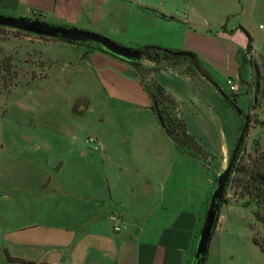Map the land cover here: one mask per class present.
<instances>
[{
    "label": "crops",
    "instance_id": "1",
    "mask_svg": "<svg viewBox=\"0 0 264 264\" xmlns=\"http://www.w3.org/2000/svg\"><path fill=\"white\" fill-rule=\"evenodd\" d=\"M191 5V0H0V13L90 31L131 49L154 45L190 51L225 79L241 77L242 67L250 64L243 63L246 40H237L238 32L228 35L225 30L212 37L191 27L189 17L182 14ZM37 42L70 46L58 39ZM71 45L78 46L75 57L53 58L41 52L36 59L43 63L44 77L39 79L48 80L57 64L81 74L83 88L71 100L72 107L79 100L88 101L81 119L96 101L104 109L128 105L151 109L136 66L95 44ZM253 51L254 46L251 58ZM142 64L154 67L148 60ZM163 73L191 81L180 66L155 73L154 80ZM162 86L173 96L167 85ZM83 122L60 127L56 159L37 166L33 184L23 182L22 196L14 198L19 209L9 213L7 222L14 225L4 235L12 239L13 247H23L26 257L13 258L27 264H191L208 185L195 198L186 194L177 200L170 154L162 157L161 166L158 156L147 158L141 151V138L124 128L108 133L98 127L93 135L78 137L86 126ZM89 137L97 139V150L86 143ZM145 161L150 164L145 166ZM114 217L120 218L119 231Z\"/></svg>",
    "mask_w": 264,
    "mask_h": 264
},
{
    "label": "rangeland",
    "instance_id": "2",
    "mask_svg": "<svg viewBox=\"0 0 264 264\" xmlns=\"http://www.w3.org/2000/svg\"><path fill=\"white\" fill-rule=\"evenodd\" d=\"M191 1L190 8L186 6L182 9V14L189 17L191 27L212 37L225 30L228 35L238 32L237 40L244 38L246 45L248 38L242 29L251 35L254 40L253 58L250 56L252 54H245L243 59L246 63L260 66L259 80L262 81L264 0ZM10 14L0 13L17 17V14ZM29 19L34 20L31 17ZM40 40L52 39L0 27V147H3L0 150V264H23L11 258L26 257L25 249L13 247L12 239L4 235L14 225L7 222V218L9 213L19 209L13 200L22 196L20 187L23 182L33 184L37 166L56 159L61 147L58 143L62 130L60 127L71 128L82 121L86 126L78 137L93 135L98 127H103L108 133L124 128L131 133L130 136L141 138V151L147 158L149 155L158 156L157 163L161 166H165L162 157L166 159L170 154L168 159L174 158L177 200L188 195L195 198L208 185L207 208L203 211L201 229L217 178L235 154L225 202L218 214L205 264H264V248L260 245L263 226L255 219L256 206L248 197L240 196V190L232 181L237 173L235 167H254L264 159V126L261 124L264 122V106L255 102L258 77L252 73L250 64L242 67L241 77L228 78L233 81L237 91H232L227 84L228 79L213 68L207 65L200 68L190 61H182L177 66L184 69L192 82L176 73H163L155 79L159 84L167 85L179 104L180 116L188 132L208 151L203 157L191 156L176 149L152 109H146L145 106H113L104 109L100 106L101 102L96 101L92 112L85 120L81 119L73 111L71 102L73 96L83 88L81 74L57 64L48 80L39 79L44 77L41 72L43 63L36 59L41 52L53 58L75 57L78 52L75 47L78 46L73 47L62 40L58 41L70 45L68 49L56 45L44 46L37 42ZM162 66L169 65L162 63ZM156 67L154 64L152 68ZM144 69L150 68H144L142 63L137 67L142 85L156 93L154 74H147ZM224 94L231 100L235 99L236 105L229 103ZM85 103V100L80 102L83 106ZM160 107L168 115V106L162 104ZM82 109L80 107L79 111ZM34 146H40V149H32ZM144 164L150 163L145 161ZM31 174L33 177L30 181Z\"/></svg>",
    "mask_w": 264,
    "mask_h": 264
},
{
    "label": "trees",
    "instance_id": "3",
    "mask_svg": "<svg viewBox=\"0 0 264 264\" xmlns=\"http://www.w3.org/2000/svg\"><path fill=\"white\" fill-rule=\"evenodd\" d=\"M162 18H168L163 14H159ZM34 20L39 21L38 17H36ZM244 33L246 34L248 38V44L246 47V53L247 55L251 53L253 49V38L251 35L245 30L242 29ZM50 38V37H49ZM54 40V38H51ZM59 40V39H58ZM111 40V39H110ZM64 41V40H62ZM112 41V40H111ZM70 44L75 45H83L85 43H79V42H70L65 41ZM114 42V41H113ZM116 43V42H115ZM91 44V43H86ZM97 48H99L101 51L108 53L114 57H117L121 60L130 62L132 65L139 67L144 60H148L156 64V68H150V69H144V71L147 74H155L162 70H167L172 67H177V65L180 64L182 61H190L198 66L200 68L203 66L202 62L198 58V56L190 51H173L167 48L154 46V45H146L137 49H134L138 51L141 55V60H128L126 58L114 55L107 49L97 45ZM162 63H165L169 66H162ZM243 63L245 62V59H243ZM253 72L258 77V81L256 83V96H255V102H260L264 106V79L261 81L260 78V66L257 64H252L250 62ZM206 77V76H205ZM208 78V77H207ZM154 81V80H153ZM208 81H211V79L208 78ZM147 94L149 95V98L151 100V109L154 112L155 116L157 117L161 127L165 131L166 135L171 139V141L174 143L176 149L182 153H187L191 156H201L203 157L207 149L203 144L200 143V141L194 136L191 135L187 130V125L183 118L180 116V108L179 104L175 101V99L172 97V95L159 83L154 81V87L156 89V93L151 91L150 89L143 86ZM225 99L233 104L236 105V100L228 97L226 94H224ZM81 100L77 101L73 107V111L79 115L82 116L84 114L83 111H79L80 107H86L88 105V101H86L85 105L83 106L80 104ZM165 104L168 106V115L164 113V111L161 109L160 105ZM264 126V122L261 123ZM235 162V159H234ZM233 168V165H232ZM236 170V176L232 179L233 184L240 190V196L242 197H248L249 201L251 203H254L256 206L255 211V219L260 222L263 226V234L261 236V248H264V159L262 162H259L254 167H235ZM222 202H225V199H223ZM222 207V206H221ZM218 223V220H217ZM216 223V225H217ZM215 230V229H214ZM257 243L259 241L255 239ZM15 262H20L25 264L24 261L19 259H13ZM207 260V255L204 260V264ZM31 264V263H28Z\"/></svg>",
    "mask_w": 264,
    "mask_h": 264
},
{
    "label": "water",
    "instance_id": "4",
    "mask_svg": "<svg viewBox=\"0 0 264 264\" xmlns=\"http://www.w3.org/2000/svg\"><path fill=\"white\" fill-rule=\"evenodd\" d=\"M0 27L12 28L38 36L50 37L64 41L94 43L107 49L114 55L126 58L128 60H141L142 58L140 53L134 49L119 45L118 43L111 41L109 38L97 33L77 28L51 25L29 18L11 17L5 15H0ZM234 158L235 154L228 164L227 168L223 170L217 178L206 217L200 232L194 261L192 264H204V260L208 253V248L211 243L214 229L218 220V214L223 203L222 201L225 196V191L230 178Z\"/></svg>",
    "mask_w": 264,
    "mask_h": 264
},
{
    "label": "built area",
    "instance_id": "5",
    "mask_svg": "<svg viewBox=\"0 0 264 264\" xmlns=\"http://www.w3.org/2000/svg\"><path fill=\"white\" fill-rule=\"evenodd\" d=\"M227 84L229 85L230 89L232 91H237V88L235 86V84L233 83V81L231 79H228L227 80ZM86 143L90 146H92V149L93 150H97L98 149V145H97V139L95 137H89L87 140H86ZM113 220L116 222V225H115V230L116 231H119L120 230V218L119 217H114Z\"/></svg>",
    "mask_w": 264,
    "mask_h": 264
}]
</instances>
